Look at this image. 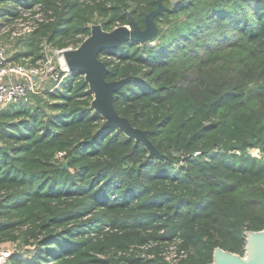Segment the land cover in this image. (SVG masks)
<instances>
[{
  "label": "trees",
  "instance_id": "trees-1",
  "mask_svg": "<svg viewBox=\"0 0 264 264\" xmlns=\"http://www.w3.org/2000/svg\"><path fill=\"white\" fill-rule=\"evenodd\" d=\"M159 1L154 43L97 55L157 153L104 126L80 70L0 107V249L22 246L3 264H206L264 228V0H0V27L31 19L13 61L36 64Z\"/></svg>",
  "mask_w": 264,
  "mask_h": 264
},
{
  "label": "water",
  "instance_id": "water-1",
  "mask_svg": "<svg viewBox=\"0 0 264 264\" xmlns=\"http://www.w3.org/2000/svg\"><path fill=\"white\" fill-rule=\"evenodd\" d=\"M165 8L166 6L159 1L158 7L146 15L144 29L133 23V27L122 25L107 31L103 30L99 24H95L91 28V34L78 48H68L63 51L64 54H67L69 62L67 69L84 72L85 79L89 82L94 94L92 106L106 119L104 126H119L130 136L142 141L153 153H157V150L148 140L145 130L132 126L129 120L119 116L113 107V91L128 78L107 81L105 75L108 69L104 62L98 59L97 55L104 48L121 45L124 40L143 42L152 38L157 31L153 18ZM149 26H152V32L147 31ZM260 155L264 157V153ZM206 264H264V228L246 232L242 255L217 246L213 251L212 261Z\"/></svg>",
  "mask_w": 264,
  "mask_h": 264
},
{
  "label": "built area",
  "instance_id": "built-area-1",
  "mask_svg": "<svg viewBox=\"0 0 264 264\" xmlns=\"http://www.w3.org/2000/svg\"><path fill=\"white\" fill-rule=\"evenodd\" d=\"M32 28V25H26L23 32H19V35L29 33ZM63 50L65 49H58L57 51L61 52ZM39 62L40 60L37 61V63ZM51 70L48 69L45 74H42L43 69H40V67L31 65L27 67V64L10 60L7 57V47L0 43V107L10 102L27 101L29 94L37 90L39 81H43L47 76L55 79L58 72H52ZM11 74H18L21 77L13 79ZM251 153L256 156L260 155L258 149H252ZM61 154L62 152H58L57 155L60 156ZM10 253L11 251L8 249H0V264L6 261ZM172 256H174V253L167 252L166 258L171 259Z\"/></svg>",
  "mask_w": 264,
  "mask_h": 264
},
{
  "label": "rangeland",
  "instance_id": "rangeland-1",
  "mask_svg": "<svg viewBox=\"0 0 264 264\" xmlns=\"http://www.w3.org/2000/svg\"><path fill=\"white\" fill-rule=\"evenodd\" d=\"M32 21L31 19H25V20H17L14 23H8V24H3V26L0 27V43L4 44L7 47V57H9V59L11 60H17V61H22V58H15L14 55L15 54H19L20 52H22L23 50V45H24V34H20L19 32H23V29L26 25L31 24ZM153 28L152 26H149L148 28V32H152ZM17 33V34H15ZM150 40V43H154V40ZM146 40V41H147ZM45 51H46V57L42 60H40L39 63L36 62V64H30L28 62L27 67L28 66H35V67H40V69H43V73L45 74L46 70H51L52 72H58L57 69H61L63 71H69L64 64L61 62V58L63 56V51L59 52L57 50H52L48 47H45ZM50 60V62H49ZM24 62H27V60H25ZM11 77L13 79H19L21 76L20 75H16V74H11ZM59 75L56 74L55 79H52L50 77L47 76V78H45L43 81H39L37 83V89L39 91H43L45 90L47 87H51V86H55L56 84V79H58ZM22 246L14 243V242H4L1 244V249H8L10 251H13L15 249H20Z\"/></svg>",
  "mask_w": 264,
  "mask_h": 264
},
{
  "label": "bare ground",
  "instance_id": "bare-ground-1",
  "mask_svg": "<svg viewBox=\"0 0 264 264\" xmlns=\"http://www.w3.org/2000/svg\"><path fill=\"white\" fill-rule=\"evenodd\" d=\"M61 62L64 64V66L66 68H69V62H68V59H67V54H63L62 58H61Z\"/></svg>",
  "mask_w": 264,
  "mask_h": 264
}]
</instances>
